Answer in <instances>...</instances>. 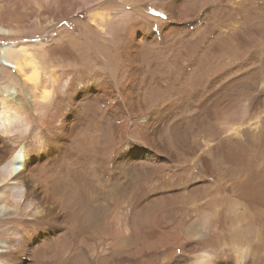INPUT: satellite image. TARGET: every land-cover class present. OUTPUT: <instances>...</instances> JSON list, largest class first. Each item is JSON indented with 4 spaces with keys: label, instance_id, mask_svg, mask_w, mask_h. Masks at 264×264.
<instances>
[{
    "label": "bare ground",
    "instance_id": "1",
    "mask_svg": "<svg viewBox=\"0 0 264 264\" xmlns=\"http://www.w3.org/2000/svg\"><path fill=\"white\" fill-rule=\"evenodd\" d=\"M128 1L0 0V42H6L4 47L0 45V155L15 153L13 163L24 167L22 173L0 184V248L8 249L0 253V264H193L196 258L210 264L206 254L194 256L186 239L173 232L181 222L171 215V209L166 213L173 217L172 222L163 223L170 219H165L168 214L153 211L156 214L151 218L143 203L133 206L130 196L121 200L99 197L83 187L80 178L65 172L68 168L79 170L95 182L96 191L109 196L105 187L108 176L124 187H130L131 179H135L136 192L142 189L138 183H143L144 163L151 162L146 159L166 164L173 158L171 153L163 152L153 125L156 119L163 120L169 111L173 112L171 103L175 100H168L169 93L161 96L169 86L153 95V100H146L141 60L153 46L180 45L182 55L199 48L202 40L197 36L206 38L214 31L213 26H207L205 15L209 9L186 14V0H164L163 11L158 8L162 0H146L144 4L153 2L152 7L168 16L159 23L152 16L140 18ZM239 9L243 16L238 19L242 26L237 34L254 27L249 23L248 10ZM145 22L156 26L143 27ZM71 25L75 26L73 30ZM155 35H160L161 41ZM54 46H59L58 52ZM53 62L63 67L54 69ZM111 63L118 69L113 70ZM196 64L194 61L187 67L186 76L200 72L202 84L216 89L219 101L215 111L223 93L238 91L240 84L257 72L237 70L239 66L233 64L209 75L210 70H192ZM171 72L169 75H173ZM41 91L39 98L44 103L35 107L44 115L40 122L46 127L34 120L19 149H12L2 134L4 121L13 112L30 114L31 101ZM205 93L194 91L195 109L207 107ZM244 100V96L231 99L218 115H235L241 107L246 108ZM103 122L105 129L110 125L108 131L100 130L98 124ZM91 128L95 131L90 132ZM129 129L137 134L135 142L125 140ZM119 171L126 172L123 179ZM12 175L0 169V182ZM157 187L151 182L145 189L154 194ZM182 190L188 193L186 187ZM160 192L161 198L145 197L150 199L147 203L169 199L163 197L165 190ZM155 237L154 242L147 243ZM226 241L227 235L219 232L204 247ZM257 248L256 243L253 250Z\"/></svg>",
    "mask_w": 264,
    "mask_h": 264
},
{
    "label": "rangeland",
    "instance_id": "2",
    "mask_svg": "<svg viewBox=\"0 0 264 264\" xmlns=\"http://www.w3.org/2000/svg\"><path fill=\"white\" fill-rule=\"evenodd\" d=\"M139 2L140 0H129L128 6L134 7L137 14L141 15L140 18L143 15L152 16L159 19V23L162 19L168 20V16L165 18V15L159 10L165 7L164 0L160 1L158 10L152 7L153 2L148 4L143 3L146 0H141L142 4ZM186 2V14L209 9L205 15L207 26H213L214 31L209 33L206 38L198 35V39L201 37L200 45L202 46L194 47V51L189 50L185 55L181 54L182 47H179L180 45L168 43L166 46L159 45L149 48L148 55L145 54L141 60V70H144L146 76V79L143 80L146 100H153L152 96L161 90L164 91L165 86H169V88L161 96L169 93L168 100H175L171 103L174 107L173 112L169 111L164 116L167 118L163 120L156 119L157 122L155 120L153 125L159 135L163 152L171 153L172 160L166 164H160L156 160L146 159L148 160L146 162H151L144 163L146 170L141 175L143 183H138L142 189L136 192L135 179H131L133 182L130 187H124V184L123 186L112 182V177L108 176L105 187L109 196L101 195L102 190L96 191L95 182L90 181V176L87 174L85 177L79 170L71 168L66 169L65 172L69 173L68 176L73 174L72 178L73 176H76L78 180L80 178L82 183H85V185L83 183V187L86 186L98 193L99 197H112L121 200L130 196L134 199L133 206L139 202L143 203L146 212H150L148 216L152 215L151 218L156 213L157 215L168 214L165 219L167 217L170 219L162 221L163 223L172 222L173 217L176 218L181 222V225L173 232L186 239L190 249L194 251V256L206 254L210 264H236L237 262L264 264V92L262 91L264 88V0H186ZM240 6L248 10L249 23L251 26L254 24V27H250L251 30L247 32L237 34L242 26L238 21L243 16V13L238 11ZM104 9L109 11L106 7ZM82 16L84 15L82 14ZM82 16L80 19L84 18ZM172 21L177 22L176 20ZM148 23H143V27L153 28L156 26ZM71 28L73 30L75 26L71 25ZM155 37L157 41H161L160 35H155ZM5 44L4 41L0 42L1 48ZM53 48L55 52H58L59 46ZM196 50L199 52L198 54ZM198 55H200L199 58ZM252 55H254L253 61H251ZM2 57L3 49L0 50V58L2 59ZM189 60L190 62H188ZM1 61L3 62V60ZM97 61L99 60L97 59ZM194 61L197 64L192 70H210L209 75H213L216 70H225L233 64L239 66L237 70H257V72L252 75L253 77L251 76V79L243 81L238 91L233 89L227 92L229 94L223 93L224 96L222 95L223 99H221L218 111H215L214 107L219 101L216 93L214 94L216 89L202 84L204 79L200 72L186 76L187 67ZM53 65L57 70L63 67L58 62H53ZM109 66L113 70L118 69L117 64L111 63ZM169 70H172L171 74L173 75H169ZM200 90L206 92V101L208 100L207 107L205 106L206 110L194 108L197 103L194 99V91L199 92ZM161 96L158 97L159 100H161ZM237 96L245 97L242 104L246 108L241 107L235 115L230 113L225 117H220L218 112ZM146 106V110H148V103ZM103 124L104 122L98 124L100 130L108 131L110 125L108 124V128L105 129V124ZM92 131L95 130L91 128L90 132ZM132 133L134 132H131L130 129L127 130L124 135L125 140L135 142L137 134ZM123 172H117L120 173L121 179L126 174ZM151 182L158 186L157 192L154 194H148V189H145ZM114 186H117L118 189ZM184 187L188 193L182 190ZM160 189L166 191L163 197L169 199L165 202H157V204H155L156 202L147 203L150 202V199L145 197H154V199L162 197L160 195L163 192H160ZM84 191L86 190L84 189ZM171 194H178L176 197L180 198ZM120 209L123 211L121 206ZM166 210H170L173 217L166 213ZM153 211L156 213L153 214ZM130 218L132 219V217ZM219 232L227 235V241L209 246L210 248L204 247V243L216 239ZM157 238H151L147 240V243L154 242ZM256 243L258 248L253 250ZM184 252L189 260H193L187 251Z\"/></svg>",
    "mask_w": 264,
    "mask_h": 264
},
{
    "label": "clouds",
    "instance_id": "3",
    "mask_svg": "<svg viewBox=\"0 0 264 264\" xmlns=\"http://www.w3.org/2000/svg\"><path fill=\"white\" fill-rule=\"evenodd\" d=\"M43 94L41 91L35 101H31L33 107L31 113H20L13 112V114L7 117L4 121V126L2 130V134L6 137L7 143L12 149H19V146L25 140V138L29 135L30 130L33 127L34 120L38 122L40 126L46 127L45 124H42L40 121L44 119V115L36 110L35 105L44 103L39 97ZM15 153L11 155H0V169H4L5 171L12 173V176H6L3 182L0 184H4L10 181L13 177L17 176L18 173H22L24 171L23 164H14L13 157ZM2 207V205H0ZM15 217H8V219H14ZM8 249L0 248V253L7 252ZM193 264H202V262L196 258L193 260Z\"/></svg>",
    "mask_w": 264,
    "mask_h": 264
},
{
    "label": "snow or ice",
    "instance_id": "4",
    "mask_svg": "<svg viewBox=\"0 0 264 264\" xmlns=\"http://www.w3.org/2000/svg\"><path fill=\"white\" fill-rule=\"evenodd\" d=\"M157 15H159V14H157Z\"/></svg>",
    "mask_w": 264,
    "mask_h": 264
}]
</instances>
